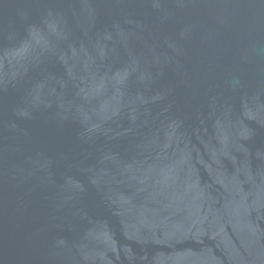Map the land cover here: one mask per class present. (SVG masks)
Here are the masks:
<instances>
[{
	"label": "water",
	"instance_id": "water-1",
	"mask_svg": "<svg viewBox=\"0 0 264 264\" xmlns=\"http://www.w3.org/2000/svg\"><path fill=\"white\" fill-rule=\"evenodd\" d=\"M0 264H264V0H0Z\"/></svg>",
	"mask_w": 264,
	"mask_h": 264
}]
</instances>
